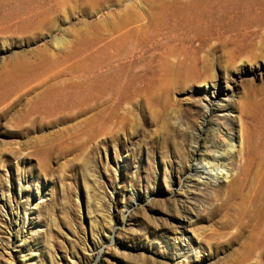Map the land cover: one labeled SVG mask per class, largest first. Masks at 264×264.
I'll use <instances>...</instances> for the list:
<instances>
[{
	"label": "rangeland",
	"instance_id": "1",
	"mask_svg": "<svg viewBox=\"0 0 264 264\" xmlns=\"http://www.w3.org/2000/svg\"><path fill=\"white\" fill-rule=\"evenodd\" d=\"M250 138L264 0H0V264H264V195L191 176Z\"/></svg>",
	"mask_w": 264,
	"mask_h": 264
},
{
	"label": "bare ground",
	"instance_id": "2",
	"mask_svg": "<svg viewBox=\"0 0 264 264\" xmlns=\"http://www.w3.org/2000/svg\"><path fill=\"white\" fill-rule=\"evenodd\" d=\"M189 41H191V40H189ZM202 41H203V44L205 46H210L212 43V40L210 38L209 39L208 38H202ZM213 46H212V48H213ZM214 49H215V47H214ZM210 50H211V48H210ZM202 62L204 63L206 61H202ZM212 70H213V68H212ZM209 71H210V69L208 67L205 69L204 74L205 73L207 74ZM46 75H47L46 72L40 73V74L37 73L34 75L33 79L38 81L39 83H41L43 80L46 79ZM163 82H165V81L163 80L162 83ZM160 84H159V86H160ZM90 91H91V88H89V87L85 91L76 90L75 91V94H76L75 98L74 99L72 98V100L67 101L65 99V96L68 93V91L66 90V86L65 87L64 86H57L54 88L47 89L45 91L44 98H46L47 100L44 101V98H42L41 103L44 101V103H43L44 107L59 106L62 108H66L70 112H72L73 110L77 111L78 108L89 104V102L91 100ZM94 107H96V105ZM80 110H83V108H81ZM84 111L86 112V110H84ZM106 111L108 112V109H106ZM80 112H82V111H80ZM101 113H102V111H101ZM250 139L251 140L248 142V146H247L246 150L244 149L245 152H244L243 157H242L240 169H239V171L237 170L238 172L236 175L233 174V170L231 168H228L227 166H222L220 164L221 157L218 154V156L216 157L217 158L216 160H219V162L218 161L215 162L214 160H210L209 162H204L207 160L202 159L199 162H197L196 165H193V168H192L193 172L191 173V176H195L198 179H203V180L209 181V180H213V179H216V178L222 176L223 170H226V172H231V176L233 177L231 180L232 186L236 187V186H238V184L243 185V186L245 184V186H248L247 188H249V186H250L249 189L253 190L252 191L254 194L253 197H254V199H256V202H258L260 196L262 197L264 195V141H263L262 145L257 146V145H255L253 138H250ZM209 149H211V148H209ZM232 149H233V147L230 148V151H232ZM228 177L229 176H225L226 179ZM238 187H240V189L242 188L241 186H238ZM241 190H240V192H241ZM241 194H243V193H241ZM250 194H252V193L250 192ZM244 199L247 200L248 198L247 199L244 198ZM247 203H249V202H247Z\"/></svg>",
	"mask_w": 264,
	"mask_h": 264
}]
</instances>
